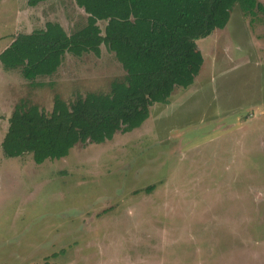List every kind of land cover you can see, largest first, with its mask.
Segmentation results:
<instances>
[{"label": "rangeland", "instance_id": "374dc122", "mask_svg": "<svg viewBox=\"0 0 264 264\" xmlns=\"http://www.w3.org/2000/svg\"><path fill=\"white\" fill-rule=\"evenodd\" d=\"M86 16L74 0H0V52L17 33L53 21L71 34ZM196 43L194 82L139 127L41 164L0 146V264H264V0L235 4ZM124 75L104 45L66 54L42 86L0 62V143L20 100L50 112L54 96L107 93Z\"/></svg>", "mask_w": 264, "mask_h": 264}, {"label": "trees", "instance_id": "16d2710c", "mask_svg": "<svg viewBox=\"0 0 264 264\" xmlns=\"http://www.w3.org/2000/svg\"><path fill=\"white\" fill-rule=\"evenodd\" d=\"M47 0H27L29 6ZM86 24L68 34L58 23L17 33L0 52L7 70L19 69L33 86L51 76L64 56H99L111 51L125 75L107 93L88 92L66 102L54 96L46 112L26 100L15 104L1 141L6 157L32 155L36 164L67 156L76 144L102 143L129 132L149 116L154 103L168 102L176 87L187 88L198 75L203 55L196 40L224 28L238 4L251 10L254 0H74ZM104 21L103 30L98 22Z\"/></svg>", "mask_w": 264, "mask_h": 264}]
</instances>
